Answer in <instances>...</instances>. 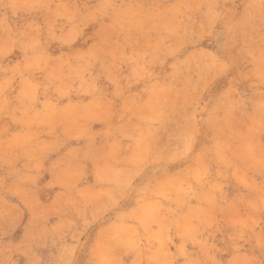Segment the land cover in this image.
<instances>
[{
	"label": "clouds",
	"instance_id": "9594fccd",
	"mask_svg": "<svg viewBox=\"0 0 264 264\" xmlns=\"http://www.w3.org/2000/svg\"><path fill=\"white\" fill-rule=\"evenodd\" d=\"M0 264H264V0H0Z\"/></svg>",
	"mask_w": 264,
	"mask_h": 264
}]
</instances>
